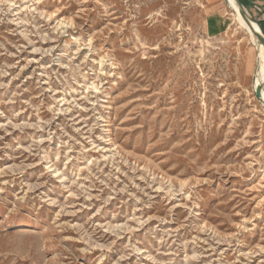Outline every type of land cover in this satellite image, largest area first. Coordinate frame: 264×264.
Returning <instances> with one entry per match:
<instances>
[{"label":"rangeland","instance_id":"obj_1","mask_svg":"<svg viewBox=\"0 0 264 264\" xmlns=\"http://www.w3.org/2000/svg\"><path fill=\"white\" fill-rule=\"evenodd\" d=\"M256 53L227 0H0V264H264Z\"/></svg>","mask_w":264,"mask_h":264},{"label":"bare ground","instance_id":"obj_2","mask_svg":"<svg viewBox=\"0 0 264 264\" xmlns=\"http://www.w3.org/2000/svg\"><path fill=\"white\" fill-rule=\"evenodd\" d=\"M231 7L233 8V12L235 15L236 20L238 23L246 30L248 33V36L250 37L251 41L256 45L257 47V67H256V74L257 78L254 83V87L256 88L257 86L261 87L260 91V98L263 101L264 105V46L259 42L257 37L254 35L255 32H261L260 28L257 27L258 25L256 24L255 21H250L251 25L247 24L245 20L241 17L240 14V8L237 5L235 0H227Z\"/></svg>","mask_w":264,"mask_h":264},{"label":"water","instance_id":"obj_3","mask_svg":"<svg viewBox=\"0 0 264 264\" xmlns=\"http://www.w3.org/2000/svg\"><path fill=\"white\" fill-rule=\"evenodd\" d=\"M235 1H236L237 5L240 8L241 17L245 20V22L247 24L251 25L250 21H255V20L249 15L248 11L246 10V8H245V6H244V4L242 3L241 0H235ZM259 28H260V26H259ZM260 31L261 32H255L254 31V35L257 37L259 42L264 46V33H263L261 28H260ZM260 91H261V87L257 86L255 88V92H254L256 97L260 96Z\"/></svg>","mask_w":264,"mask_h":264},{"label":"crops","instance_id":"obj_4","mask_svg":"<svg viewBox=\"0 0 264 264\" xmlns=\"http://www.w3.org/2000/svg\"><path fill=\"white\" fill-rule=\"evenodd\" d=\"M245 3L253 13L257 14V25L262 27L264 33V0H245Z\"/></svg>","mask_w":264,"mask_h":264},{"label":"trees","instance_id":"obj_5","mask_svg":"<svg viewBox=\"0 0 264 264\" xmlns=\"http://www.w3.org/2000/svg\"><path fill=\"white\" fill-rule=\"evenodd\" d=\"M242 1V0H241ZM262 28V27H261ZM263 30V29H262Z\"/></svg>","mask_w":264,"mask_h":264}]
</instances>
